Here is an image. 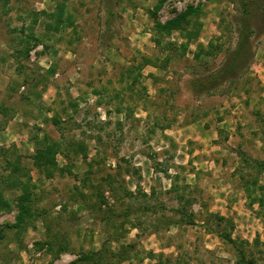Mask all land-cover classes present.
<instances>
[{
  "label": "rangeland",
  "instance_id": "374dc122",
  "mask_svg": "<svg viewBox=\"0 0 264 264\" xmlns=\"http://www.w3.org/2000/svg\"><path fill=\"white\" fill-rule=\"evenodd\" d=\"M159 1L0 0V264H264V26L249 71L198 95L238 0ZM190 6L194 37L157 43Z\"/></svg>",
  "mask_w": 264,
  "mask_h": 264
},
{
  "label": "trees",
  "instance_id": "16d2710c",
  "mask_svg": "<svg viewBox=\"0 0 264 264\" xmlns=\"http://www.w3.org/2000/svg\"><path fill=\"white\" fill-rule=\"evenodd\" d=\"M162 3L163 1L160 0L155 9L158 10L161 7ZM201 13L202 11L200 8L190 6L184 12L180 13L174 19L166 22L165 24L156 22V29L159 35V38L155 39L156 42L161 43V37L164 38L165 35H170L172 31L177 30L184 31L186 34V38L188 40H191L196 33L190 27L192 26L193 28H198V24H196L195 19H199ZM236 16L237 19L235 20V46L231 50H229V52H227V60L220 69L206 75H199L192 80V91H194L198 95H210L215 93L223 84L233 82L238 77L242 76L244 72L249 71L251 65L253 64V61L255 59V48L252 39L253 34L256 33L257 30H262L264 26V0H238V9ZM60 24V21L56 22V26H53V28L50 27V29L52 28L50 31H58V27L61 26ZM220 50L222 49L219 48V45L211 41L207 47L200 46L199 50H197L195 53V58H201L202 54L212 55L214 54V51L218 54L219 52H222ZM56 146L60 147V143H55L54 145H46V148L38 147L36 152L37 154H35L34 157L36 158V165L40 168H44L46 166L45 164H47L46 156H50L54 160L56 152L54 148ZM257 163L260 168L264 169V162ZM8 178L9 180H11V176H8ZM14 182L18 187L21 186L25 188V190L28 189V186H30L26 185L25 181H15L14 179ZM28 199L29 201H27ZM32 200L33 199L31 196H29V193L26 194V196H24L23 198L19 199L20 212L22 211L23 213L19 215V219H22V221L25 219L26 215L31 216L32 208L29 202H31ZM183 221L188 224H196V222L190 218L184 219Z\"/></svg>",
  "mask_w": 264,
  "mask_h": 264
}]
</instances>
